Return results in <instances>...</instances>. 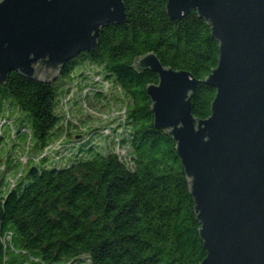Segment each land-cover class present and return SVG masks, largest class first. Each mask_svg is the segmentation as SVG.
Here are the masks:
<instances>
[{
	"label": "trees",
	"instance_id": "16d2710c",
	"mask_svg": "<svg viewBox=\"0 0 264 264\" xmlns=\"http://www.w3.org/2000/svg\"><path fill=\"white\" fill-rule=\"evenodd\" d=\"M124 2L128 20L103 27L95 49L71 59L57 79L43 82L12 70L0 81V147L9 137L13 146L26 142L28 152L35 139L40 151L24 156L37 164L16 175L13 187L14 162L0 156V264H199L207 255L177 143L154 123L146 87L158 84L159 75L130 65L154 52L164 66L190 71L199 79L192 112L207 118L216 89L204 80L218 65L220 45L196 10L173 20L168 0ZM84 66L123 93L125 117L118 126L128 134L118 145L129 148V160L98 151L94 142L83 146L84 138L71 140L70 123L57 112L67 91L63 82ZM92 75L80 77L78 86L88 93L79 100H109L102 88H89ZM16 110L19 115L10 114ZM102 132L90 129L89 136ZM45 149L52 155L40 158ZM67 149L73 153H66L64 166L49 165Z\"/></svg>",
	"mask_w": 264,
	"mask_h": 264
},
{
	"label": "water",
	"instance_id": "95a60500",
	"mask_svg": "<svg viewBox=\"0 0 264 264\" xmlns=\"http://www.w3.org/2000/svg\"><path fill=\"white\" fill-rule=\"evenodd\" d=\"M171 19L192 10L219 42L211 114L197 118L199 79L164 66L154 52L132 65L149 83L156 127L177 143L207 255L199 264H264V0H168ZM124 0H0V81L16 70L43 82L92 51L101 29L127 21Z\"/></svg>",
	"mask_w": 264,
	"mask_h": 264
},
{
	"label": "rangeland",
	"instance_id": "374dc122",
	"mask_svg": "<svg viewBox=\"0 0 264 264\" xmlns=\"http://www.w3.org/2000/svg\"><path fill=\"white\" fill-rule=\"evenodd\" d=\"M87 69H90V66H84V70H82V72L80 71L79 76L76 73L73 80L69 81V79H67L63 82V87L67 89V91L60 96V103L57 107V112L64 115V118H66V120L70 123L68 129L71 132V140L73 139L74 141L84 138L83 141L85 140L87 142L83 143V146H88L90 143L94 142L95 144L93 143L92 145L98 151L109 152L110 150H114L119 153L121 157L129 160V148L123 145H118L120 140L128 134L124 124L118 126V119H120V117H125L126 102L123 101V93L120 94L115 87H112L108 81H105V77L96 76V70L93 69L89 70L90 72H87ZM85 72L89 78L93 76L92 73L95 75L88 82L91 85L89 88L97 85L99 88H102V93L109 95V100L106 101V98H103L105 96L100 97L98 95L87 96L85 99L86 102H83L82 99L79 100L80 97L84 96L86 93L85 91H87L86 89L82 92L83 89H80L78 86V81ZM58 76L59 74L57 77ZM57 77L55 79H57ZM9 111L13 112L14 109L10 108ZM10 114L19 115V111L16 110V112ZM22 114L27 115L24 111H22ZM18 117L19 116H14V118H12L9 116L6 118L7 120H16ZM2 122H4V120ZM27 124L29 127L31 126L29 121ZM99 128L103 131L102 134L96 135V137L93 138L89 136L90 129H95L96 132L99 131ZM12 142L11 138L8 137L7 142H4V144L0 147V156L5 160V163L9 164L14 162V171L11 172L9 176V180H11V182H9V185L11 184L10 187H13L16 184V175L19 173L25 174L32 166L37 164L32 159L27 161V163V159L24 158V156H27L29 159L34 155L40 154V151L36 148L35 139L30 140L28 152L26 142H23V144L18 143L17 146H13ZM76 142L78 143V141ZM73 145L74 144L71 143L69 147ZM52 153L53 152L51 150L45 149V151L40 155V158L49 157ZM66 153L67 155H70L73 153V150L68 151L67 149L66 151L59 152L56 155H59L61 158L59 156L53 157V160L49 165L57 167L64 166L66 164ZM70 157L71 156H69V159ZM4 177H6V175ZM5 179H7V177Z\"/></svg>",
	"mask_w": 264,
	"mask_h": 264
},
{
	"label": "built area",
	"instance_id": "2783aa9c",
	"mask_svg": "<svg viewBox=\"0 0 264 264\" xmlns=\"http://www.w3.org/2000/svg\"><path fill=\"white\" fill-rule=\"evenodd\" d=\"M88 91V90H87ZM87 91H85V92H87Z\"/></svg>",
	"mask_w": 264,
	"mask_h": 264
}]
</instances>
